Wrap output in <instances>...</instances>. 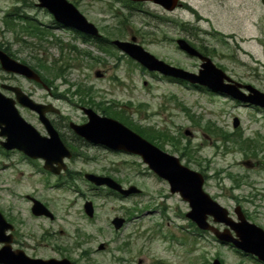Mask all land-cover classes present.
Segmentation results:
<instances>
[{
	"label": "rangeland",
	"instance_id": "obj_1",
	"mask_svg": "<svg viewBox=\"0 0 264 264\" xmlns=\"http://www.w3.org/2000/svg\"><path fill=\"white\" fill-rule=\"evenodd\" d=\"M67 1L74 4L104 37L129 40L134 36L136 42L156 58L177 61L182 68L193 72L198 69V66H192L195 62L184 58L174 43L165 42L164 38L181 36L180 28L192 29L194 33L198 29L211 31V26L220 28L227 20L226 13L214 6L215 0H181L192 6L199 16L182 8L167 14L158 6L145 2L126 6L121 0ZM36 3V0H0V44L11 51L14 59L35 66L48 76L45 78L60 100L51 102L44 89L22 77L11 82L20 85L25 92H34V97L47 98L65 114L79 115L70 105L77 101L70 92H75L78 85L90 87L93 98L115 100L121 105L131 102L141 113L135 115L132 123L144 128L145 138L155 141L162 150L178 157L189 168L206 174L210 180L204 190L227 208L233 219L234 205L229 197L253 196L251 203L243 204V210L252 223L264 229V172L259 170L260 166L254 169L245 166L243 163L254 160L239 153L236 144L224 145L212 136L213 128H203L205 122L218 123L217 127L232 133V115L237 114L243 127L264 137V117L219 102L210 104L207 96L201 94L204 91L173 84L162 76L159 78L158 74L153 76L115 48H110L112 55H109L96 45L83 43L73 31L57 27L51 15ZM14 9L21 17L47 28L45 40L22 33L15 35L7 29L3 17ZM245 11L249 14L250 30L246 44L250 45L245 48L264 62V51L254 43L255 22L262 16L264 25V9L258 0H245ZM120 25L125 30L121 31L123 34ZM168 27L172 30H167ZM146 34L150 36L142 38ZM55 41L58 44H51ZM37 60L60 67L64 77L46 75L38 67ZM222 66L227 67L226 62ZM249 66L257 68L251 61ZM98 71L102 78L95 77ZM0 77H4L1 70ZM197 118L202 119L199 125ZM30 122L37 127L34 121ZM157 129L164 131L165 138L159 137L162 132ZM185 130H189L186 136ZM242 135L253 138L255 133L248 130ZM262 145L263 152H258L256 159L264 163V142ZM80 161L68 163L70 171L83 174L106 169L124 185H136L142 194L119 198L106 190L91 189L92 185L79 175L58 181L65 182L68 187H54L56 178L37 171L42 168L41 164H35L36 168L29 166L16 151L0 154V212L17 229L16 240L30 243H25L33 249L27 251L28 255L42 259L66 257L75 264H211L214 258L220 259L222 264H260L241 257L211 234L200 233L191 227L185 217L189 210L187 203L179 195L171 194L167 184L150 172L139 157L118 154L106 155L97 162ZM230 177H235L234 181ZM27 195L41 200L53 213L54 220L32 216ZM85 200L93 202V218H88L83 211ZM132 209L135 212L130 222L114 231L111 219L115 216L125 218L127 210ZM102 243L106 247L100 251L98 246ZM12 247L20 248L21 244L15 243Z\"/></svg>",
	"mask_w": 264,
	"mask_h": 264
},
{
	"label": "water",
	"instance_id": "obj_2",
	"mask_svg": "<svg viewBox=\"0 0 264 264\" xmlns=\"http://www.w3.org/2000/svg\"><path fill=\"white\" fill-rule=\"evenodd\" d=\"M37 7L46 9L54 18V21L64 27L74 29L83 34L93 37H99L96 27L87 21V19L77 10V8L67 0H37ZM131 1H152L167 10H173L178 0H131ZM264 5V0H261ZM112 45L128 54L133 60L137 61L148 71H155L165 76H172L186 81L193 85L206 87L207 89L230 95L235 99L250 102L256 106L264 108V94L255 91L251 96H244L238 90L224 83L228 77L222 70L216 68L208 58L202 57L186 41L177 40L179 49L187 52L189 55L197 56L204 60L200 65V70L196 73L188 72L175 68L165 62L155 58L145 51L140 45L131 42L114 40ZM0 67L2 70L19 74L27 79L40 82L38 74L29 66L22 64L0 50ZM97 76H100L98 73ZM15 93L16 101L22 106L36 111L40 119L44 120L50 130V138H42L36 130L26 123L18 114L15 108V101L6 98L0 93V136L4 138L0 145L6 150L17 149L26 156L36 159L42 158L45 161L44 168L58 173L62 165L63 157H69L66 148L59 141L55 132L52 131L48 121L43 118L44 113L51 106H42L33 103L20 89L16 87L3 86ZM89 112V111H88ZM95 117V116H94ZM97 118V117H95ZM236 122L234 127H236ZM75 130L84 135L94 132L100 138V142L111 146L116 150L139 155L143 162L160 178L166 180L170 186L171 193H178L181 198L189 205L190 211L186 217L191 220L199 229L210 231L217 240L222 243H230L237 249L246 254H251L257 260L264 263V231L256 225L249 223L242 214L239 207L234 209L237 221H233L228 211L213 201L203 189V177L200 173L183 166L177 157L171 156L137 134L133 133L122 124L108 118L91 119L84 126H74ZM54 133V134H53ZM189 134V132H185ZM53 165H57L54 168ZM85 178L96 186L105 185L112 190L119 192L123 196L136 194L140 191L130 186L127 189L122 188L109 177L86 174ZM31 211L36 216L45 215L53 218V215L46 207L33 200ZM84 212L88 217L93 216V206L91 202L84 204ZM211 216L214 223H221L226 228L218 230L207 222V217ZM124 219L114 218L112 224L115 230L120 229ZM13 231V226L8 223L0 213V264H72L68 259H39L30 258L20 250H12V236L9 232ZM9 233V234H8ZM234 233V235H233ZM103 244L99 249H103ZM212 264H221L215 259Z\"/></svg>",
	"mask_w": 264,
	"mask_h": 264
},
{
	"label": "flooded vegetation",
	"instance_id": "obj_3",
	"mask_svg": "<svg viewBox=\"0 0 264 264\" xmlns=\"http://www.w3.org/2000/svg\"><path fill=\"white\" fill-rule=\"evenodd\" d=\"M186 4H188L186 2ZM186 4H181L179 8L182 9H187L185 7ZM214 6L218 7L219 11L221 13H226V21H224L223 25L219 28L211 26V31H200L198 29V34L197 36H189L184 32L183 28H180L178 30L179 37L177 38H169L165 37V42H172L175 43L176 39L183 38L185 40H188L194 44V47L198 50V52L203 56L209 58L217 67L222 69L228 79L226 80L227 84L231 86L232 88L238 90L245 96L252 95L255 91H260L264 93V62H261L258 57H255L248 49H246L247 42L249 41L248 38V33L250 32L249 30V14L245 11V0H215ZM264 9V7H261ZM164 11V10H163ZM167 14H174V12H166ZM253 16V15H252ZM204 17V16H203ZM207 18L208 17H204ZM263 17L259 16L257 21L255 22L256 26L255 29L257 31V35L255 36L254 43L257 45L262 51H264V25L262 23ZM169 25V22L167 23ZM254 26V25H253ZM167 30H172L169 27ZM227 30V31H225ZM101 40V38L99 39ZM98 40V41H99ZM105 41V39H102ZM89 43H92V40H89ZM94 44V43H93ZM2 47L0 48L2 51H4L6 54H8V48L6 46H3L0 44ZM181 55L186 58L187 56L181 52L178 51ZM9 55V54H8ZM192 61L195 62V65H192L193 68L197 67L199 68L201 60L198 57H189ZM250 59V60H249ZM249 61L251 63L255 64L257 68H252L249 66ZM226 62L227 67L222 66ZM167 63L176 66V67H181L177 61H170ZM197 63V65H196ZM241 68V70H240ZM198 70V69H197ZM4 77H0V90L1 92L12 99L15 100V105L16 108L18 109V112L22 116L24 120H26L28 123L32 120L36 123L37 131L43 136L46 134V129L40 122L39 115L35 112L32 111L26 107H23L21 104H19L16 101L15 94L12 93L11 91L7 89H3V85H8V86H14L20 88L32 101L41 104V105H52L54 106L53 108H48L47 112L45 113L44 117H46L54 130L57 132L58 137L60 138L61 142L63 145L69 150L70 152V158L68 160H65L66 162V169L63 173L58 174L57 176L52 174L51 172L45 171L44 169H37L38 172H42L46 175H50L54 178H56V186H61L65 187L67 184L65 182L59 183L58 181L61 180L62 178L68 179L71 178L73 175H79L83 176L84 173L82 174L80 171L79 172H72L70 171L68 167V163L76 161V160H81V163L84 162H97L100 159H105L106 155H118L120 154L119 152H114L102 145L99 144H93L91 142L86 141L83 137L80 135L76 134L74 130L71 128V124H76V125H83L87 122L88 117L87 114L84 113L81 108H90L92 109L96 114L99 116H105L114 120L121 119L123 117L122 113L120 111H124L126 114L131 113L133 114L134 112H137L136 108L132 106H128L127 104H119L117 101H112L106 100L105 98H93L91 100H78L76 102H71L70 105L75 108L78 112L79 115H72V114H65L63 110L59 108V110L55 111L57 108L55 105L47 101V98H42V97H34L35 93H28L25 92L20 85L17 83L11 82L12 80L18 81L21 77L10 74V73H5L3 72ZM25 79V78H23ZM26 80V79H25ZM28 81V80H27ZM43 81V80H42ZM34 85H36L39 88L44 89V85L35 83L33 81H28ZM49 89L47 92V97H49L50 101L53 103H57L60 100L59 96H56L52 92V87L48 83L43 82ZM176 83V82H173ZM198 90H201L198 88ZM203 90V89H202ZM201 90V91H202ZM201 94H205L207 96V99L209 100L210 104H216L219 102L221 105H230L232 109L235 110H250L252 112L259 113L261 116H264V109H261L259 107L250 105L248 103L240 102L237 100H234L231 97H224L218 94H214L211 92H203ZM223 113V111H220ZM224 114V113H223ZM234 117V116H233ZM232 117V119H233ZM231 119V122H232ZM240 120V119H239ZM202 119L197 118V124L201 123ZM31 123V122H30ZM212 125H215L213 127ZM201 126V125H200ZM199 126V127H200ZM218 123H210V122H205L203 125V128L207 129H212V128H219L217 127ZM224 127L220 128L223 129ZM225 130V129H223ZM241 131V121L240 125L237 127L236 132ZM235 133V131H232ZM250 132L252 133L253 130L250 129ZM233 133L227 134V143H232V137ZM250 139V138H249ZM253 140H258L261 144L264 142V138L260 137L258 134H255L253 137ZM1 141V139H0ZM248 143V142H247ZM247 148V147H246ZM244 151V150H243ZM15 152V151H12ZM263 152V145L260 146V152ZM11 153V152H10ZM0 154L2 155H8L7 152L1 151ZM21 154V153H20ZM244 155V153H242ZM22 155V154H21ZM249 158H252V161L249 160L245 163H243L245 166L254 169L257 166H260L261 171L264 170V163L261 161H257V156L256 154L250 153L248 154ZM245 156V155H244ZM23 160L31 167L36 168L37 166L35 164H41L42 166V160L39 159H30L22 155ZM98 175H103V176H109L115 181V174L110 173L108 170L103 169L102 171L95 173ZM115 176V177H114ZM117 178V177H116ZM96 191H102V190H108L104 187L100 188H95L94 186L91 188ZM33 197V196H31ZM220 197H223L220 196ZM27 199V197H25ZM35 198V197H34ZM250 198H253V196H247L243 197V199H238L234 198V196H230L229 200L233 202V205H240L241 207H244L243 204L246 203H251ZM38 199V198H36ZM29 200V199H28ZM30 202V201H29ZM246 218L248 219L249 216L247 215L245 209L243 210ZM37 218H44V217H37ZM18 236V231L15 229L12 233V241L13 244H21V249L24 251V253L27 254V251L32 250L30 247H28L25 243L22 241H18L16 239ZM30 244V243H29ZM28 255V254H27ZM31 256V255H29ZM32 257V256H31ZM34 257V256H33Z\"/></svg>",
	"mask_w": 264,
	"mask_h": 264
},
{
	"label": "trees",
	"instance_id": "obj_4",
	"mask_svg": "<svg viewBox=\"0 0 264 264\" xmlns=\"http://www.w3.org/2000/svg\"><path fill=\"white\" fill-rule=\"evenodd\" d=\"M14 10L13 11L11 10V12L10 11L7 12L3 17V23L5 24V27L7 29L11 30L15 35H17L18 33H22V34H25V35L30 36V37H34V38L39 39V40H45L46 36L48 35V31L46 28L40 26L39 24L34 23L33 21H30L29 18L21 17L19 14L16 13V9H14ZM119 29H120V33L123 34L122 30H124V29L121 28V25H120ZM144 36H150V34L142 35V38H145ZM51 44H58V42L55 41ZM59 47H60V49H62L61 46H59ZM37 65L41 70H43L45 72L46 75L48 74V75L55 77V78L56 77H64V74H62V72H64V71L60 67H57L55 65L50 66V65H47L46 63H41L38 60H37ZM31 67H33V66H31ZM33 68L35 69L36 67L34 66ZM37 71L43 77H48V76L43 75L40 72V70H37ZM77 92L83 93V92H86V89H85V87L78 86ZM216 134H217V137H219L221 132L216 131ZM159 137L165 138L162 135H159ZM149 140L151 142H153V140H151V139H149ZM239 140L240 139H237L236 142L240 143Z\"/></svg>",
	"mask_w": 264,
	"mask_h": 264
}]
</instances>
